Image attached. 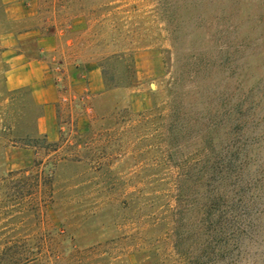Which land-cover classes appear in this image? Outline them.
Masks as SVG:
<instances>
[{
    "label": "rangeland",
    "instance_id": "374dc122",
    "mask_svg": "<svg viewBox=\"0 0 264 264\" xmlns=\"http://www.w3.org/2000/svg\"><path fill=\"white\" fill-rule=\"evenodd\" d=\"M5 7L0 264H264V0ZM4 50L48 63L54 140Z\"/></svg>",
    "mask_w": 264,
    "mask_h": 264
},
{
    "label": "crops",
    "instance_id": "0c3cea01",
    "mask_svg": "<svg viewBox=\"0 0 264 264\" xmlns=\"http://www.w3.org/2000/svg\"><path fill=\"white\" fill-rule=\"evenodd\" d=\"M5 12H10L11 7L18 3V0H4ZM12 62L6 70V84L9 89L29 87L33 90L37 104L42 106L41 133L54 140L56 137V115L54 104L57 102L55 93L50 92V79L47 75L48 63L38 57L27 58L23 54L11 53L4 50ZM95 75V70H92ZM99 88V84L95 85Z\"/></svg>",
    "mask_w": 264,
    "mask_h": 264
},
{
    "label": "trees",
    "instance_id": "16d2710c",
    "mask_svg": "<svg viewBox=\"0 0 264 264\" xmlns=\"http://www.w3.org/2000/svg\"><path fill=\"white\" fill-rule=\"evenodd\" d=\"M38 108H40V107H38ZM42 112H43V110H42V108H41V109H40V112H39V114H38V117H40V116L42 115ZM36 134L39 135L37 131H36Z\"/></svg>",
    "mask_w": 264,
    "mask_h": 264
}]
</instances>
